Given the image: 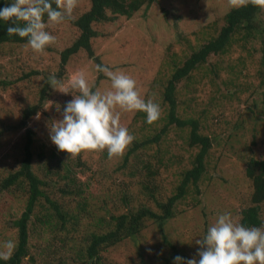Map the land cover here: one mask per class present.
<instances>
[{"label":"rangeland","instance_id":"obj_1","mask_svg":"<svg viewBox=\"0 0 264 264\" xmlns=\"http://www.w3.org/2000/svg\"><path fill=\"white\" fill-rule=\"evenodd\" d=\"M229 1L241 3L246 0H153L149 7H142L132 18L117 19L105 25L112 35L99 49L95 59L114 71L123 70L129 74L136 80V88L145 100L151 98L159 102L173 66L183 62L184 57H181L188 50L197 48L193 33L198 32L203 22L211 21L220 26ZM87 3V0H77V11L86 10ZM257 18L264 28V2ZM55 27L53 31L46 30L56 37L55 40L58 39L57 44L43 53L34 52L27 44L0 47V81H15L6 88L0 87V182L18 169L27 128L34 131L33 153L50 154L54 146L50 141V127L54 121L62 119L64 105L72 99V96L66 99L64 92L71 89L75 75L84 73L93 90L103 92L110 88V79L95 69L94 59L76 61L73 66H78L79 71L68 72L62 87L51 86L37 115L28 120L26 128L18 127L22 109L36 102L45 74L57 71L59 60L54 59L52 51H60L67 44L60 39L62 26ZM247 50V54L243 49L229 54L233 60L241 55L245 61L234 68L233 74L226 68L217 74L220 87L228 79H233L226 90L229 94L236 92L239 101L218 98L217 86L208 80L205 68L192 73L188 89L183 87L185 80L178 85L179 97L187 99L189 105L185 113L180 110L178 113L183 119L195 118L199 133L208 135L212 141L208 153L207 177L210 179L199 183L198 190L187 189L182 199L171 208L172 216L161 232H157L156 224L146 221L140 236L111 248L103 254L101 264H142L143 261L145 264H172V257L168 261L165 258L174 250L167 247L164 240L173 245L178 255L187 259L196 256L199 246L195 240L202 237L207 227L215 222L218 213L231 211L233 219L238 222L240 209L250 204L252 191L251 183L244 174V160L249 154L264 160V39L257 36L249 40ZM29 72L39 74L30 75L23 81L16 80ZM200 73L203 75L200 76ZM70 95L74 93L70 92ZM134 113L121 110L120 116L121 125L129 126L133 141H143L160 129L161 124L155 126L154 122L143 124L134 121ZM189 128L170 127L158 143L134 152L138 159L131 154L124 167L123 157L133 141L119 155L109 156L106 150H84L91 167L75 177L83 183V197L60 196L53 193L55 187L48 188L50 197L58 200L63 209L76 214V222L70 231H48L45 224L37 221V216L45 213L48 207H36L30 224L37 230L30 234L28 240L32 246L29 255L33 256L35 263L24 260L22 264H39L38 248L55 252L49 264H78L76 255L81 245L78 240L91 231L92 225L102 215L99 202L102 199L108 202V207L117 204L120 209H113L120 212L125 211L124 204L120 203L121 197H125L133 209L147 207L142 203L146 202L150 210L159 211L143 186L151 184L148 188L160 203H165L177 193L178 172L191 167L193 154L197 152L194 147H188ZM145 164L152 168L146 170L143 167ZM31 167L40 176V163L36 159ZM117 167L121 170L113 171ZM152 171L157 173L151 175ZM13 189L16 192L0 191V244L12 238L15 228L11 221L20 217L23 210L27 189L25 181H19ZM81 201L87 203L86 212L79 209ZM259 208V218L264 225V202L259 204ZM60 238L65 241H60ZM147 254L158 260L146 258Z\"/></svg>","mask_w":264,"mask_h":264},{"label":"trees","instance_id":"obj_2","mask_svg":"<svg viewBox=\"0 0 264 264\" xmlns=\"http://www.w3.org/2000/svg\"><path fill=\"white\" fill-rule=\"evenodd\" d=\"M87 1L86 10L79 13L76 6L72 10L70 18L62 23L57 24L50 22L47 20L46 15L43 18L47 23L46 29L48 30L53 31V27L56 26L55 28L57 29L59 25L62 26L63 32L60 39L62 42L67 43L65 46L61 47L60 51H52L54 52V59L58 58L59 63L57 71L51 74L57 76L60 85H62L63 79L67 76L68 72L79 71L78 66H73V63L76 61L94 59L95 65L103 64L99 59H95V56L102 45H104L112 35L111 31L105 28L106 24L113 23L117 19H130L142 7L147 8L153 2V0ZM8 2H10V0H0V8L4 7ZM263 2L264 0H246L241 3L229 1L225 13L221 17L222 23L220 26L211 21L206 24L204 22L202 23L198 32L193 33L197 41V48L188 50L186 55L181 57V59L184 57L183 62L181 64L178 62V65L173 66V70L166 80L163 91L159 96V102L155 101L160 105L161 114L160 117L153 122L154 124L156 123L155 126L161 124L160 129L143 139V141H133L131 148L123 157L122 161L124 167V164L128 162V157L131 154L151 144L158 143L161 136H163L170 127H190L187 136L188 147H194L197 152L195 151L193 154L194 157L191 167L189 169L183 168L178 172L180 181L177 186V193L169 197L165 203H160L148 188L151 184L145 183L143 186L145 189L144 192L156 203L159 211L150 210V206L146 202L142 203L147 207L144 206L133 209L130 206V202L125 197H121L120 203L124 204L123 207H125V211L120 212L113 209V207L119 208L117 204L115 205L114 203V206L111 205L113 207H108V202H106L105 199L100 200L101 209L103 210L102 215L98 217L95 225H92L91 231L88 232L86 236L82 238L79 237L80 239L78 241L79 243L81 242V245L77 250L78 255H76L78 264L87 262H89V264H101L103 254L107 253L111 248L118 246L126 240H131L140 236L146 227V221H151L156 224L157 232H161L165 222L172 216L171 208L174 207L176 202L182 199L187 189L192 187V189L198 190L199 183L210 179L207 177L209 172L208 153L212 146V141L208 135L199 133V128L197 126L198 122L195 118L190 117L183 119L182 115L178 113V110L185 113L189 107L187 99L179 97L178 85H181L185 80L183 87L188 89L191 84L190 79L192 78V73L205 68L207 69L208 80L217 86L216 91L218 98L221 96L225 99L228 98L232 100L231 98H235L239 101V96L236 92L229 94L228 90H226L230 88L227 86L228 84L232 85L233 79H228L225 81L224 86L220 87V83L217 82V79L220 78L217 77V74L223 68H226L229 70L228 72L230 74H233L234 68L240 66L245 61H243L241 55L237 56L234 60L230 58V55L238 52L239 49L246 50L245 54H247V43L249 40L257 36L264 39V28L262 22L257 18ZM52 3L53 7H56V0H52ZM10 24L11 21H0V47L3 45H26L27 37H19L16 34L7 33V27ZM65 27L68 29H65ZM68 36L69 39L67 38ZM57 40L49 45L46 50L53 49L54 45L57 44ZM185 50L186 48L183 52ZM38 74V72H29L26 75H21L22 77L16 80L23 81L30 75ZM51 74L49 72L45 74L44 83L37 93L38 97L36 102L22 109L18 127L26 128L28 120L37 115L44 106L46 97H48V93H50L51 90V86L47 82ZM199 75L202 76L203 74L200 73ZM14 82L15 81H0V87L6 88ZM70 92H73L74 95L78 94V91L76 90L74 92L71 87L66 93V99L72 96ZM132 118L134 121L137 120L140 121V123L148 124L145 119V113L141 111H136L134 115H132ZM126 127L129 128L128 125ZM25 134V142L22 147V157L19 161L18 169L0 182V191H15L13 186L22 180L25 181L27 185L22 213L20 217L11 221L15 228L11 239L17 242V247L11 258L6 261L0 260V264H22L25 260L24 257H29V262L35 263L33 256L29 255L32 246L28 244V240L30 234H33V231L37 230L30 224L31 215L36 207L40 209L48 207L45 213L37 216L38 223L41 225L45 224L48 231L55 233L61 230H71L73 223H75L77 219L76 214L71 210L67 211L65 208L63 209L58 200L50 197L48 188L55 187L53 193H57L60 196H82L83 183L75 179V177H79L91 167L87 159L89 156L84 150L77 154H68L59 151L54 145L51 147L50 154L48 155H42L40 154L41 152L33 153L31 146L34 141V131L27 128ZM138 157L139 156L134 155V159H138ZM34 159L40 163V176L34 173L31 167ZM139 161L142 162L141 159ZM244 161V174L251 183L252 191L250 193V204L240 209V218L238 222L245 226L260 227L263 225L262 220L259 218V204L264 202V160L256 158L254 154H249ZM143 167L146 170L152 168L148 164H145ZM117 170H121V168L117 167L113 169V171ZM153 173H157V171H152L151 175H153ZM148 174H150V172ZM86 208V201L79 202V209L86 212ZM52 239H54V237ZM60 241L64 242L65 239L60 238ZM67 241L70 240L68 239ZM164 242L167 247H170L172 251L174 250L172 254H169V256L165 258V260L168 261L169 257L173 258L176 254L178 255V253L169 241L164 240ZM38 249V257L40 258L39 264H49L48 262L54 259L55 252H49L43 248ZM138 250L139 247L137 251ZM146 258L155 259L148 254ZM155 260H158V258ZM145 263L146 262L143 261L142 264Z\"/></svg>","mask_w":264,"mask_h":264},{"label":"clouds","instance_id":"obj_3","mask_svg":"<svg viewBox=\"0 0 264 264\" xmlns=\"http://www.w3.org/2000/svg\"><path fill=\"white\" fill-rule=\"evenodd\" d=\"M76 4L77 0H56L53 7L52 0H10L0 8V21H11L7 33L27 37V45L34 52L43 53L56 39L46 30L44 16L50 22L62 23L70 18ZM95 69L110 79V88L103 92L93 90L84 73L75 75L71 87L78 94L64 105L62 119L50 127V141L61 152L77 154L87 149L119 155L134 139L120 123L121 110L141 111L148 123L160 117L159 103L151 98L145 100L129 74L103 64H96ZM47 82L53 88L62 87L55 74ZM195 244L199 246L196 256L185 259L176 255L172 264H264V225L245 226L233 219L231 211L218 213ZM16 247L14 239L3 241L0 260L10 259Z\"/></svg>","mask_w":264,"mask_h":264}]
</instances>
